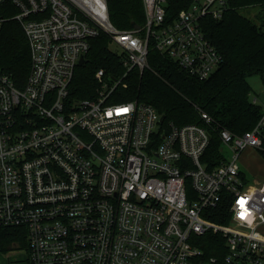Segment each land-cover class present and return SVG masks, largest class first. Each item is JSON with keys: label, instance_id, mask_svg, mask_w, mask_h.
Listing matches in <instances>:
<instances>
[{"label": "built area", "instance_id": "2783aa9c", "mask_svg": "<svg viewBox=\"0 0 264 264\" xmlns=\"http://www.w3.org/2000/svg\"><path fill=\"white\" fill-rule=\"evenodd\" d=\"M142 1L145 26L123 31L107 0H12L31 69L23 88L0 70V228L26 230L30 264H264V183L248 184L238 164L242 151L263 147L264 100L253 99L263 111L251 131H220L232 157L208 170L209 131L171 125L158 142L156 109L116 99L123 78L100 69L93 99L70 98L101 33L127 73L149 67L150 40L191 77L220 68L200 20L221 19L229 0H194L171 23L166 0ZM222 204L228 225L210 218ZM207 233L225 237L224 257H204L197 239Z\"/></svg>", "mask_w": 264, "mask_h": 264}, {"label": "trees", "instance_id": "16d2710c", "mask_svg": "<svg viewBox=\"0 0 264 264\" xmlns=\"http://www.w3.org/2000/svg\"><path fill=\"white\" fill-rule=\"evenodd\" d=\"M166 1V23H171L194 0ZM107 4L111 23L117 29L129 31L134 25L145 26L142 0H107ZM18 12L12 0L0 5V18L7 19L0 32V70L16 87L23 88L30 74L31 57L23 28L12 20ZM200 23L211 44L223 56L222 65L209 79L202 81L183 72L178 64L154 47L152 40L149 43V67L143 71L135 67L127 73L123 58L110 46V38L101 33L91 40L87 63L76 69L70 98L93 99L100 87L95 79L100 69L113 78H123L114 92L118 102L146 103L164 117L158 142H162V135L171 125L192 124L209 131L211 141L202 162L212 170L226 159L220 131L226 129L234 135H242L251 131L262 115V106L253 103L251 98L253 89L249 79L264 78V0H229L221 19L206 16ZM203 113L211 118L210 123L203 119ZM261 150L264 155V147ZM210 218L228 225L227 206L220 205ZM15 246L29 250L26 230L0 228V248L11 250ZM197 246L207 259L226 255L222 234L200 236Z\"/></svg>", "mask_w": 264, "mask_h": 264}, {"label": "rangeland", "instance_id": "374dc122", "mask_svg": "<svg viewBox=\"0 0 264 264\" xmlns=\"http://www.w3.org/2000/svg\"><path fill=\"white\" fill-rule=\"evenodd\" d=\"M253 14V11H252ZM110 46L118 54L120 51L116 45L110 43ZM253 89L251 98H258V102L264 100V78L255 76L249 79ZM264 147V144H263ZM262 147V148H263ZM262 148H247L240 153L238 164L248 184H255L257 181H264V155ZM222 152L227 159L232 157V153L222 145ZM29 250L21 249L15 246L14 249L0 248V264H28Z\"/></svg>", "mask_w": 264, "mask_h": 264}, {"label": "water", "instance_id": "95a60500", "mask_svg": "<svg viewBox=\"0 0 264 264\" xmlns=\"http://www.w3.org/2000/svg\"><path fill=\"white\" fill-rule=\"evenodd\" d=\"M140 28L141 27L139 25H134V29H140ZM85 63H86V60L84 57H82L80 62H79V65L83 66V65H85ZM163 120H164V117H161V122H163Z\"/></svg>", "mask_w": 264, "mask_h": 264}, {"label": "snow or ice", "instance_id": "6c2138e0", "mask_svg": "<svg viewBox=\"0 0 264 264\" xmlns=\"http://www.w3.org/2000/svg\"><path fill=\"white\" fill-rule=\"evenodd\" d=\"M121 111H127V109H123V110H121ZM240 203H241V206L243 207L244 201H240ZM244 215H245V213L242 212V213H241V217L243 218Z\"/></svg>", "mask_w": 264, "mask_h": 264}, {"label": "crops", "instance_id": "0c3cea01", "mask_svg": "<svg viewBox=\"0 0 264 264\" xmlns=\"http://www.w3.org/2000/svg\"><path fill=\"white\" fill-rule=\"evenodd\" d=\"M243 175V174H242ZM244 177V176H243ZM256 183H260V184H263L264 181H257Z\"/></svg>", "mask_w": 264, "mask_h": 264}, {"label": "clouds", "instance_id": "9594fccd", "mask_svg": "<svg viewBox=\"0 0 264 264\" xmlns=\"http://www.w3.org/2000/svg\"><path fill=\"white\" fill-rule=\"evenodd\" d=\"M130 108H131V106L129 105V106H127L125 109H127V110H128V109H130Z\"/></svg>", "mask_w": 264, "mask_h": 264}]
</instances>
